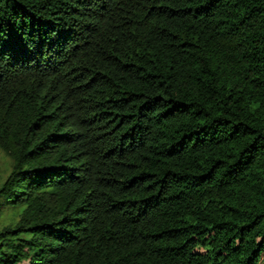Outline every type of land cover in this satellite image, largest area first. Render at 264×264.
I'll return each mask as SVG.
<instances>
[{
  "label": "trees",
  "instance_id": "trees-1",
  "mask_svg": "<svg viewBox=\"0 0 264 264\" xmlns=\"http://www.w3.org/2000/svg\"><path fill=\"white\" fill-rule=\"evenodd\" d=\"M0 264H264V0H0Z\"/></svg>",
  "mask_w": 264,
  "mask_h": 264
},
{
  "label": "rangeland",
  "instance_id": "rangeland-1",
  "mask_svg": "<svg viewBox=\"0 0 264 264\" xmlns=\"http://www.w3.org/2000/svg\"><path fill=\"white\" fill-rule=\"evenodd\" d=\"M11 168V160L5 155V153L0 149V184L7 175ZM21 207H3L0 211V228L13 222L18 213L20 212Z\"/></svg>",
  "mask_w": 264,
  "mask_h": 264
}]
</instances>
